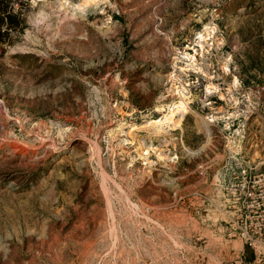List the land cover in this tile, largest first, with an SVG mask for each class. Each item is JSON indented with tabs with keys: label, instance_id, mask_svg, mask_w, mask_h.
<instances>
[{
	"label": "rangeland",
	"instance_id": "obj_1",
	"mask_svg": "<svg viewBox=\"0 0 264 264\" xmlns=\"http://www.w3.org/2000/svg\"><path fill=\"white\" fill-rule=\"evenodd\" d=\"M25 20L0 55V264H264V0Z\"/></svg>",
	"mask_w": 264,
	"mask_h": 264
},
{
	"label": "trees",
	"instance_id": "obj_2",
	"mask_svg": "<svg viewBox=\"0 0 264 264\" xmlns=\"http://www.w3.org/2000/svg\"><path fill=\"white\" fill-rule=\"evenodd\" d=\"M27 2L28 0H0V55L8 45H12L17 40L26 27Z\"/></svg>",
	"mask_w": 264,
	"mask_h": 264
},
{
	"label": "water",
	"instance_id": "obj_3",
	"mask_svg": "<svg viewBox=\"0 0 264 264\" xmlns=\"http://www.w3.org/2000/svg\"><path fill=\"white\" fill-rule=\"evenodd\" d=\"M244 251H245L246 256L248 258H250L251 257V249L248 246L245 245Z\"/></svg>",
	"mask_w": 264,
	"mask_h": 264
}]
</instances>
